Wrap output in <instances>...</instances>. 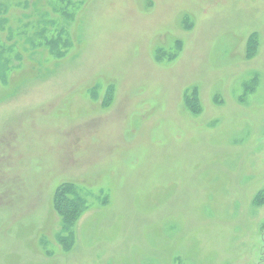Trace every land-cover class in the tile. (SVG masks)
Instances as JSON below:
<instances>
[{"label":"rangeland","instance_id":"rangeland-1","mask_svg":"<svg viewBox=\"0 0 264 264\" xmlns=\"http://www.w3.org/2000/svg\"><path fill=\"white\" fill-rule=\"evenodd\" d=\"M260 192L264 0H0V264H264Z\"/></svg>","mask_w":264,"mask_h":264},{"label":"trees","instance_id":"trees-1","mask_svg":"<svg viewBox=\"0 0 264 264\" xmlns=\"http://www.w3.org/2000/svg\"><path fill=\"white\" fill-rule=\"evenodd\" d=\"M262 193L263 192H260L258 194V196L255 198V201L264 202V196ZM66 194H69V195L74 194V197L69 196L70 201H67L63 197V195H66ZM54 201H55V204L58 210L69 216L66 222L71 223L72 220L75 218L76 214L79 212L80 210L79 205L81 204L79 197L77 196L75 188L72 185L68 184V185H65L64 188L56 190L54 194Z\"/></svg>","mask_w":264,"mask_h":264}]
</instances>
